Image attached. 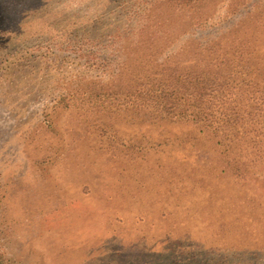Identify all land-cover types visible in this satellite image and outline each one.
I'll return each instance as SVG.
<instances>
[{"label":"rangeland","instance_id":"rangeland-1","mask_svg":"<svg viewBox=\"0 0 264 264\" xmlns=\"http://www.w3.org/2000/svg\"><path fill=\"white\" fill-rule=\"evenodd\" d=\"M0 264H264V0H0Z\"/></svg>","mask_w":264,"mask_h":264},{"label":"trees","instance_id":"trees-1","mask_svg":"<svg viewBox=\"0 0 264 264\" xmlns=\"http://www.w3.org/2000/svg\"><path fill=\"white\" fill-rule=\"evenodd\" d=\"M213 85H217V83H213ZM175 91H176V88H175ZM161 96H162V99L159 101H155V98H153V100L143 99L142 102H144L145 105H153L164 116L178 117V118L182 116H183L182 118L186 117L184 110L185 108H187V106L182 103L183 98L179 97L177 93L175 92L172 94L162 93ZM203 97H207L206 94H204ZM206 100L207 99H203V101H206Z\"/></svg>","mask_w":264,"mask_h":264}]
</instances>
